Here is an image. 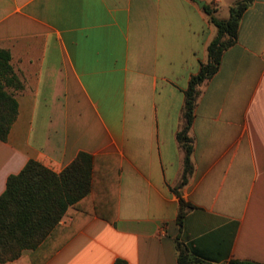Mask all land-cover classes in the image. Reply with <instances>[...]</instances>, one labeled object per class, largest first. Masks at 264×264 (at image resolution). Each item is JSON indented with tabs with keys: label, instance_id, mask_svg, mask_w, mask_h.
Returning <instances> with one entry per match:
<instances>
[{
	"label": "crops",
	"instance_id": "crops-1",
	"mask_svg": "<svg viewBox=\"0 0 264 264\" xmlns=\"http://www.w3.org/2000/svg\"><path fill=\"white\" fill-rule=\"evenodd\" d=\"M239 1L0 0V49L24 86L0 140V196L31 160L59 173L96 157L57 248L0 264H181V250L184 264H264V0L203 88L179 187L184 91L218 33L204 7Z\"/></svg>",
	"mask_w": 264,
	"mask_h": 264
},
{
	"label": "trees",
	"instance_id": "trees-1",
	"mask_svg": "<svg viewBox=\"0 0 264 264\" xmlns=\"http://www.w3.org/2000/svg\"><path fill=\"white\" fill-rule=\"evenodd\" d=\"M252 0H242L230 10L228 19H218L214 12L204 7L209 22L217 28V35L207 45V60L200 64L184 91L180 130L177 140L183 150L184 174L179 187L184 185L191 173L194 139L190 135L195 110L202 96L203 88L218 72L224 52L238 39V26L244 10ZM24 88L19 75L11 63L9 50L0 49V140L5 141L11 126L17 118V94ZM96 157L81 152L63 171L57 173L37 161H29L22 171L7 180L4 193L0 196V263L21 258L26 251L46 255L57 248L52 244L61 236V219L69 208L82 212L80 202L93 192ZM177 191V189H176ZM177 194L179 192L177 191ZM190 204L180 198L179 222ZM77 213V214H78ZM73 225V224H71ZM179 260L184 264V254ZM115 264H126L118 260ZM258 264V263H250Z\"/></svg>",
	"mask_w": 264,
	"mask_h": 264
},
{
	"label": "rangeland",
	"instance_id": "rangeland-1",
	"mask_svg": "<svg viewBox=\"0 0 264 264\" xmlns=\"http://www.w3.org/2000/svg\"><path fill=\"white\" fill-rule=\"evenodd\" d=\"M242 0H240L239 2H237V3H240ZM236 5H229V4H227L226 2H224V3H222V4H220L219 6H218V9L216 10V6H211L209 9H210V11H213L214 12V14H213V16L214 17H216V18H218V19H220V18H224V17H227L229 14H230V10L233 8V7H235ZM207 15V14H206ZM207 18L209 19V16L207 15ZM210 24H211V26H212V28L213 29H215L216 27H215V25L213 24V23H211L210 22ZM212 39H213V37H212ZM211 39V40H212ZM207 60V53H206V56H205V61Z\"/></svg>",
	"mask_w": 264,
	"mask_h": 264
},
{
	"label": "water",
	"instance_id": "water-1",
	"mask_svg": "<svg viewBox=\"0 0 264 264\" xmlns=\"http://www.w3.org/2000/svg\"><path fill=\"white\" fill-rule=\"evenodd\" d=\"M197 2H198V4H199V6H202V5L204 4L203 1H197ZM232 264H241V263H232Z\"/></svg>",
	"mask_w": 264,
	"mask_h": 264
}]
</instances>
